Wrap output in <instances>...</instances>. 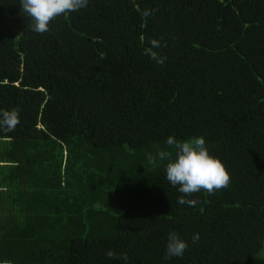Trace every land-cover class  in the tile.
Wrapping results in <instances>:
<instances>
[{"label":"trees","instance_id":"1","mask_svg":"<svg viewBox=\"0 0 264 264\" xmlns=\"http://www.w3.org/2000/svg\"><path fill=\"white\" fill-rule=\"evenodd\" d=\"M151 10L145 18L143 13ZM0 0V264H255L264 244V0H89L38 34ZM167 47L163 66L144 55ZM203 136L232 176L195 207L146 154ZM188 243L165 259L167 237ZM200 240L192 242L194 234Z\"/></svg>","mask_w":264,"mask_h":264},{"label":"clouds","instance_id":"2","mask_svg":"<svg viewBox=\"0 0 264 264\" xmlns=\"http://www.w3.org/2000/svg\"><path fill=\"white\" fill-rule=\"evenodd\" d=\"M89 0H20L21 11L27 14L32 20V31L43 34L49 31V25L57 17L71 12L79 11L88 6ZM152 14L151 10H146L143 16L147 18ZM150 47L144 49V55L156 61L158 65L163 66L167 60L166 56H160L153 49L167 47L161 45L160 40L152 39ZM20 110L13 108L9 110H0V130L4 132L14 131L20 123ZM166 144L175 149V159H172V152L160 150L155 155L146 154L147 162L153 167L157 166V158L163 161L166 158L169 162L166 165V178L168 182L177 187L180 195L177 203L195 207L199 199H187L201 191L213 195L216 191L226 189L230 186L232 176L226 165L218 158L209 153L206 147V141L203 136L190 138L185 141H177L169 136ZM200 240L199 234H194L192 242ZM188 249V243L177 233L170 232L167 237L165 259L173 257H182ZM108 259H122L128 261L126 253L117 254L109 250L106 252ZM2 264H11L10 261H3Z\"/></svg>","mask_w":264,"mask_h":264},{"label":"rangeland","instance_id":"3","mask_svg":"<svg viewBox=\"0 0 264 264\" xmlns=\"http://www.w3.org/2000/svg\"><path fill=\"white\" fill-rule=\"evenodd\" d=\"M255 264H264V244L263 249L254 257Z\"/></svg>","mask_w":264,"mask_h":264}]
</instances>
